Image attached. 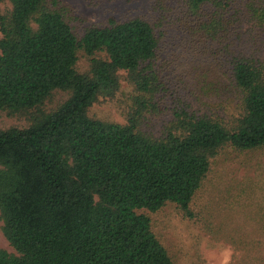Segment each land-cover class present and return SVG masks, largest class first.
<instances>
[{"label": "trees", "instance_id": "1", "mask_svg": "<svg viewBox=\"0 0 264 264\" xmlns=\"http://www.w3.org/2000/svg\"><path fill=\"white\" fill-rule=\"evenodd\" d=\"M2 1L0 111L27 123L0 127V229L14 250L0 247V264H173L148 212L171 203L194 217L211 160L264 146V0H176L170 19L184 51L175 70L188 78L174 81L204 104L232 92L238 112L226 121L183 102L159 134L141 128L169 84L159 19L109 17L77 34L60 0ZM121 77L134 92L124 121L88 115ZM54 90L65 96L47 106ZM254 202L248 225L226 237L231 264H264V201Z\"/></svg>", "mask_w": 264, "mask_h": 264}, {"label": "rangeland", "instance_id": "2", "mask_svg": "<svg viewBox=\"0 0 264 264\" xmlns=\"http://www.w3.org/2000/svg\"><path fill=\"white\" fill-rule=\"evenodd\" d=\"M63 12L71 27L81 34L84 27L90 24H104L109 17L122 19L139 15L151 21L159 19L158 29L163 32L160 40V55L164 73L169 84L164 97L162 109L148 115L141 128L154 134L161 133L171 119V108L183 102L191 101L200 107L212 111L219 109L223 119L229 121L238 112L237 98L230 92L217 100L205 98L192 100L182 87L175 82L172 75L177 72L187 83L186 74L175 70V61L184 51L180 43L179 33L170 19L176 15V0H60ZM7 1L0 2V10L8 7ZM249 47L252 46L250 42ZM264 55V43L257 42ZM255 47V44H254ZM213 55L210 56L212 59ZM85 56L78 52L76 66L83 70L86 67ZM223 64V63H222ZM174 67V68H172ZM172 68V69H171ZM123 74L120 71V74ZM211 77V76H209ZM172 78V79H171ZM194 91V89H193ZM134 94L132 87L121 77L117 90L111 96H98L87 108V114L105 120L123 122ZM191 94V93H190ZM65 92L54 90L52 97L46 102L52 106L63 99ZM161 102V103H162ZM219 103V104H218ZM27 123L23 116L7 115L0 111V127L10 125L22 126ZM165 127V128H164ZM254 201H264V146L252 151H234L223 149L210 163L209 171L195 191L190 208L194 217H184L177 208L166 203L159 209L148 212L151 228L161 244L170 255L173 264H231V256L237 253L226 240L231 227L248 225L245 219L256 209ZM211 219L219 239L210 237L205 221ZM244 221V222H243ZM1 225V221H0ZM233 229V228H232ZM0 247L13 252V248L3 236L0 229Z\"/></svg>", "mask_w": 264, "mask_h": 264}]
</instances>
